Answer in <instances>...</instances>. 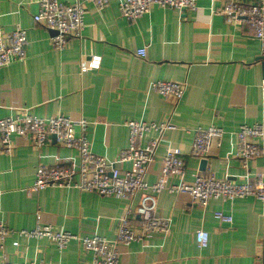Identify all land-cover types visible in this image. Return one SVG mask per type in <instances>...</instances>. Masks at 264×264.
Masks as SVG:
<instances>
[{
    "label": "crops",
    "instance_id": "crops-1",
    "mask_svg": "<svg viewBox=\"0 0 264 264\" xmlns=\"http://www.w3.org/2000/svg\"><path fill=\"white\" fill-rule=\"evenodd\" d=\"M231 1L199 0L195 12L154 6L136 21L122 17L121 0H108L102 12L86 2L82 37L70 39L60 51L52 44L54 33L34 21L39 0H0V33L23 28L28 37L25 61L0 68V119L22 110L38 118L84 119L93 151L111 161L129 145L128 122L170 121L176 130L165 135L147 182L158 180L167 147L174 146L183 152L187 182L195 175L213 173L219 180L237 184L245 183L244 176L250 174L253 183L264 172V157L252 160L245 170L236 156V134L242 125L263 122L264 61L252 28L212 14ZM142 49L145 57L138 55ZM93 55L102 57L100 70L82 74L81 66ZM158 81L187 84L179 104L152 90ZM212 126L222 128L225 135L221 147L205 158L208 164L202 171V159L192 153L195 131ZM76 135H83L79 127ZM155 136L147 132L141 144ZM79 158L77 150L62 147L54 139L41 149L14 139L12 154L0 153V222L13 230H33L40 218L41 224L74 235L115 240L120 218L138 204L139 195L128 201L74 189L40 191L35 187L39 166ZM187 196L162 192L158 213L172 220L169 236L156 234L145 243L131 244L119 264H263V201L253 196L211 200L203 209ZM216 212L231 215L233 223H221ZM132 222L140 225L139 217ZM198 230L209 233L206 248L196 242ZM5 262L94 264L77 240L60 251L47 239L27 241L16 235L0 248V264Z\"/></svg>",
    "mask_w": 264,
    "mask_h": 264
},
{
    "label": "built area",
    "instance_id": "built-area-1",
    "mask_svg": "<svg viewBox=\"0 0 264 264\" xmlns=\"http://www.w3.org/2000/svg\"><path fill=\"white\" fill-rule=\"evenodd\" d=\"M198 1L121 0L120 12L123 18L136 21L150 14L154 6L180 12H195L198 10ZM86 2L93 4L98 12H102L108 5V0H85L74 4H63L59 0H39L40 9L34 16V21L56 33L52 37L54 49L64 50L70 39L82 37L87 14ZM212 14L223 16L228 23L247 24L252 28L264 57V0H257L255 3L232 0L221 9H213ZM27 44V30L23 28H17L8 34L0 33V68L25 61ZM138 55L145 57L146 50H139ZM101 66L102 57L93 55L81 66V72L85 74L98 71ZM151 88L160 96L171 98L177 105L186 93L187 84L158 81ZM126 125L130 132L129 145L118 159L111 161L93 151L92 144L85 135L88 122L84 119L75 120L61 115L38 118L26 110H22L17 116L0 119V153L11 155L14 139L27 140L37 149H41L54 137L60 146L79 152L78 161L68 160L53 167L39 166L35 179L38 190L74 189L128 201H133L139 195L138 204L134 208L130 206L127 213L120 218L115 240L97 235H74L64 229L57 230L51 225L41 224L38 218V224L33 230H13L0 222V248H4L8 238L14 235L27 241L47 239L55 243L60 251L65 250L73 240H77L84 251L92 255L94 264H119L120 256L131 244L145 243L156 234L165 238L169 236L172 220L158 213V198L164 191L174 195H188L193 205L203 209L208 207L211 200L234 201L253 196L264 202V172L258 174L253 183L250 174L244 176L245 183L237 184L229 180H219L213 173L195 175L193 181L187 182L183 152L174 146L167 147L162 174L158 180L153 184L147 182L149 167L154 162L165 135L175 131L176 126L170 121L150 125L142 121H130ZM77 127L83 135H76ZM150 131L156 136L143 146L142 139ZM224 135L225 131L219 127L197 128L193 155L202 160L207 158L211 150L221 147ZM236 135V156L242 167L249 170L252 160L264 157V119L259 124L242 125ZM138 217L140 225L133 224L132 221ZM215 218L223 224L233 223V217L224 212H216ZM209 239L208 232H196V242L200 248H206ZM13 245L18 247L19 242H14ZM262 261L264 264V245Z\"/></svg>",
    "mask_w": 264,
    "mask_h": 264
},
{
    "label": "water",
    "instance_id": "water-1",
    "mask_svg": "<svg viewBox=\"0 0 264 264\" xmlns=\"http://www.w3.org/2000/svg\"><path fill=\"white\" fill-rule=\"evenodd\" d=\"M54 34H56V33H54ZM261 59L264 61V57H261ZM263 68H264V62H263ZM53 139L56 140L55 137H54ZM207 164H208V161H207L206 159H203V160L201 161V167H200V169H201L202 171H204V170L206 169Z\"/></svg>",
    "mask_w": 264,
    "mask_h": 264
},
{
    "label": "rangeland",
    "instance_id": "rangeland-1",
    "mask_svg": "<svg viewBox=\"0 0 264 264\" xmlns=\"http://www.w3.org/2000/svg\"><path fill=\"white\" fill-rule=\"evenodd\" d=\"M188 197V199H189V202L191 203V197L190 196H187Z\"/></svg>",
    "mask_w": 264,
    "mask_h": 264
}]
</instances>
